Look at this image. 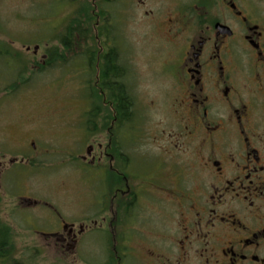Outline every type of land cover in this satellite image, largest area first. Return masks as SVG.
I'll use <instances>...</instances> for the list:
<instances>
[{"label":"flooded vegetation","instance_id":"flooded-vegetation-1","mask_svg":"<svg viewBox=\"0 0 264 264\" xmlns=\"http://www.w3.org/2000/svg\"><path fill=\"white\" fill-rule=\"evenodd\" d=\"M171 1L162 7L161 21L153 15L148 24L156 36L163 31L172 51L169 83L160 98L143 104L165 112L147 136L157 149L141 150L146 112L123 74L120 87L132 95L131 116L116 113L105 98L109 117L86 97L87 108L70 122L82 132L85 152L71 147L56 154H68L83 167L78 170L89 189L84 214L68 220L58 204L23 195L18 209H36L30 214L36 217L52 210L50 227L32 232L52 237L55 246L120 230V264H264V0ZM95 41L98 46L82 55L87 79L79 80L83 92L105 95L111 91L101 81L108 45L106 39ZM39 51L36 45L38 69L50 66L49 59L56 60L57 70L62 67L61 55ZM41 121L26 119L32 136L5 151L18 153L0 162L5 188L17 168L26 174L50 151L36 146ZM11 236V225L0 215V264H20L7 245Z\"/></svg>","mask_w":264,"mask_h":264},{"label":"rangeland","instance_id":"rangeland-1","mask_svg":"<svg viewBox=\"0 0 264 264\" xmlns=\"http://www.w3.org/2000/svg\"><path fill=\"white\" fill-rule=\"evenodd\" d=\"M104 1L0 0V162L5 158L7 161L10 155H18L5 152L9 147L12 149L13 145L32 136V130L28 131L25 125L28 118L42 119L36 146L50 150L42 158L35 159L38 167H28L26 174L22 168H17V175L12 182L10 179L6 188L0 178V215L13 229V236L6 241L13 260L20 264H120V230L112 237L89 233L72 246L69 243L55 246L52 237L32 232L50 227L52 210L38 211L36 217L30 215L36 209H18L17 199L23 195L58 204L68 220L84 214L89 189L88 178L78 170L83 167L65 156L68 154H56L69 152L71 147L77 148L75 153L85 152L79 142L82 132L70 122L87 108L86 97L94 104L100 103L104 112H109L103 103L106 102L104 94L83 92L80 80L88 76L86 69L80 70L85 67L84 57L70 60L69 52H65L70 61L58 66L59 70L55 66L42 70L35 64L40 60L34 54L36 45L40 46L39 53H50L56 46L64 51L62 39L70 43L80 39L81 48L87 49L98 46L94 39L97 35L103 44L107 34L104 31L100 36V25L97 26V21L102 20L97 11L103 6L107 15L102 26L107 23L111 26L109 33L120 47L121 61L127 65L125 79L133 83L138 93L141 113H147L141 114L144 119L141 126L146 135L141 150L157 149L152 137L147 136L155 131L156 122L165 118V112L164 109L149 111L143 104L149 103L150 98H160L169 83L166 62L172 51L162 37L163 31L160 34L157 31L156 36L148 24L153 15V20L159 23L166 14L161 12L162 7L173 2L108 0L105 4ZM72 19L80 25L73 39L67 38L68 28L74 24H70ZM79 33L87 34L88 38H79ZM63 107L66 108L57 114L56 110ZM56 123L59 127L54 125ZM20 164L27 165V162ZM11 172L10 178L14 174ZM129 264L135 263L130 260Z\"/></svg>","mask_w":264,"mask_h":264},{"label":"trees","instance_id":"trees-1","mask_svg":"<svg viewBox=\"0 0 264 264\" xmlns=\"http://www.w3.org/2000/svg\"><path fill=\"white\" fill-rule=\"evenodd\" d=\"M104 3L107 4L108 0L104 1ZM96 5L99 6L98 4H96ZM102 7L99 6L100 9H98V11H97L98 15L102 16V20L97 21L99 23L97 26L100 25V27H98V29L101 30V31H99L100 36H103V32L106 31V34H107L106 38H107V45H108V50H107L108 58L104 61V63H106L105 64L106 67L102 66V68H101V81L103 82L102 85L104 87L105 86L111 87V91L108 93L106 92L105 96L109 102H112L113 107L116 110V113H118L119 111H123L125 116L128 117L129 115L131 116V113L133 112V108L131 107V105L129 103L131 101L132 95L128 89H124V88L120 87V78L123 74L126 75V69H125V66L121 64V59H120V55H119L120 54L119 53L120 47L118 46L117 42L114 40V38L109 33V32H112L111 26L109 27L108 23L106 26H102V21H104L106 15H107V12ZM97 22H96V24H97ZM71 23L73 25H71L72 27L68 28L67 38L73 39L74 35H76L75 31L80 28V27H78L80 25L75 24L74 19H72L70 21V24ZM79 36H81L79 38H82V37L88 38L87 34H84V36H83L82 33H79ZM75 37H77V35ZM96 38H98V35L95 36L94 39H96ZM62 40H64V43H63V46H64L63 50L64 51H60L58 49V47L56 46V47H52L50 49V53H49L52 55H61L60 56L61 57V59H60L61 63L68 62V59L71 55L77 54L79 56H82L83 54L89 53L87 51V49L81 48L82 45H77L78 49H80L77 51L76 50L77 47L75 45H73L74 44L73 42L70 43L68 41L66 42L65 39H62ZM78 44H81V43L78 42ZM85 48H87V46H85ZM94 48H96V46H94ZM65 52H69L70 56L68 58L65 57L66 56ZM93 53H97V51L93 50ZM93 60H94L93 63L96 62V58H94ZM55 61H56L55 59H49L47 61V64H49L50 66H47L45 69L52 67L55 64ZM43 68H44V66L41 67V69H43ZM94 70H95V68H94ZM117 80L119 82H117ZM99 95H101V94H99ZM108 110H109V117H110L111 111L109 108H108ZM2 240L3 239H1V241Z\"/></svg>","mask_w":264,"mask_h":264}]
</instances>
